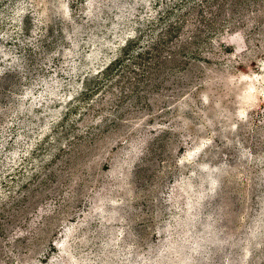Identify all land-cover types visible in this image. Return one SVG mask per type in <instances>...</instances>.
<instances>
[{
    "label": "rangeland",
    "instance_id": "obj_1",
    "mask_svg": "<svg viewBox=\"0 0 264 264\" xmlns=\"http://www.w3.org/2000/svg\"><path fill=\"white\" fill-rule=\"evenodd\" d=\"M0 264H264V0H0Z\"/></svg>",
    "mask_w": 264,
    "mask_h": 264
},
{
    "label": "trees",
    "instance_id": "obj_2",
    "mask_svg": "<svg viewBox=\"0 0 264 264\" xmlns=\"http://www.w3.org/2000/svg\"><path fill=\"white\" fill-rule=\"evenodd\" d=\"M127 43H128V41H127ZM109 67V66H108ZM107 70H109V69H107ZM99 72H101V71H99ZM99 72H97V73H99ZM245 93V92H244Z\"/></svg>",
    "mask_w": 264,
    "mask_h": 264
}]
</instances>
